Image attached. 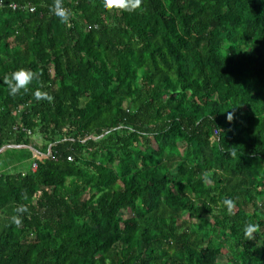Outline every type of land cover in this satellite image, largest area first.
<instances>
[{
  "label": "trees",
  "instance_id": "16d2710c",
  "mask_svg": "<svg viewBox=\"0 0 264 264\" xmlns=\"http://www.w3.org/2000/svg\"><path fill=\"white\" fill-rule=\"evenodd\" d=\"M59 4L0 0V264H264V0Z\"/></svg>",
  "mask_w": 264,
  "mask_h": 264
},
{
  "label": "clouds",
  "instance_id": "9594fccd",
  "mask_svg": "<svg viewBox=\"0 0 264 264\" xmlns=\"http://www.w3.org/2000/svg\"><path fill=\"white\" fill-rule=\"evenodd\" d=\"M139 4L140 0H103V7L109 11L132 12L135 11ZM55 14L60 18L62 23L67 22L70 18V13L66 9L60 7L59 0H57ZM35 77V72L20 68L19 70L11 73L10 76H6L3 83L7 85L9 89V95L16 96L21 92V90L27 89ZM34 96L37 100L51 99L48 93L42 92L40 90L35 91ZM229 117L232 118V115L229 114L228 118ZM223 203L229 207L233 205V201L231 200H225ZM18 222L19 221H17V223ZM258 227V225L251 223L247 224L244 229L245 236L255 239V237H253V233L257 231Z\"/></svg>",
  "mask_w": 264,
  "mask_h": 264
},
{
  "label": "built area",
  "instance_id": "2783aa9c",
  "mask_svg": "<svg viewBox=\"0 0 264 264\" xmlns=\"http://www.w3.org/2000/svg\"><path fill=\"white\" fill-rule=\"evenodd\" d=\"M11 7H12L14 10L17 9V7H16L15 5H12ZM31 11H34V9L32 8ZM29 134H31V133H29ZM34 153H35V152H34ZM35 157H36V158H40V155H39L38 153H35ZM70 160H71V159H70ZM37 168H38V165H37L36 163H34V165H33V167H32V170H33V171H36Z\"/></svg>",
  "mask_w": 264,
  "mask_h": 264
},
{
  "label": "rangeland",
  "instance_id": "374dc122",
  "mask_svg": "<svg viewBox=\"0 0 264 264\" xmlns=\"http://www.w3.org/2000/svg\"><path fill=\"white\" fill-rule=\"evenodd\" d=\"M36 140H34V141H36L37 143H39L40 145L42 144V142L40 141V139H38V138H35Z\"/></svg>",
  "mask_w": 264,
  "mask_h": 264
},
{
  "label": "water",
  "instance_id": "95a60500",
  "mask_svg": "<svg viewBox=\"0 0 264 264\" xmlns=\"http://www.w3.org/2000/svg\"><path fill=\"white\" fill-rule=\"evenodd\" d=\"M11 146H7V147H5V148H3V150L2 151H4V150H6L7 148H10ZM31 151H34L32 148H29Z\"/></svg>",
  "mask_w": 264,
  "mask_h": 264
},
{
  "label": "crops",
  "instance_id": "0c3cea01",
  "mask_svg": "<svg viewBox=\"0 0 264 264\" xmlns=\"http://www.w3.org/2000/svg\"><path fill=\"white\" fill-rule=\"evenodd\" d=\"M12 148H16V147H10V148H7V149H12ZM21 148H24V147H21ZM7 149H6V150H7Z\"/></svg>",
  "mask_w": 264,
  "mask_h": 264
}]
</instances>
